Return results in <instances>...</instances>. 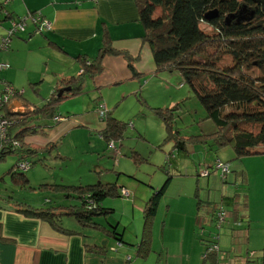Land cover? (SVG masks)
<instances>
[{"label":"rangeland","instance_id":"obj_1","mask_svg":"<svg viewBox=\"0 0 264 264\" xmlns=\"http://www.w3.org/2000/svg\"><path fill=\"white\" fill-rule=\"evenodd\" d=\"M25 15L27 16L23 13L17 18H10L5 30L6 20L1 18L0 34H4L0 40V49H5L11 37L16 34L11 40V48L6 51L10 55L8 60L12 56V62H6L8 66L9 64L26 66L34 71H43L44 74L35 72L33 75L32 72L26 77L23 72L20 73V70L14 84L11 83L18 92L12 94L7 104L12 106L13 96H18L24 102L14 106L13 113L9 114L16 118L10 126L11 131L24 123L28 125L27 123H31L36 118H39L37 121L47 132L56 128L63 120L71 123L72 127L65 134L60 135L57 143L51 147L48 145L52 143L48 140L46 142L26 138L24 140V136H21L22 140L17 148H33L19 156L15 153H7L1 158L0 178L7 169V166L4 169L7 158L13 161L16 159L17 162L22 163L21 166L19 163V168L25 171L28 184L32 187L29 188L28 185L21 187L7 178V182H4L2 178L1 188L7 187L17 199L26 202L40 201L44 196H50L52 200L57 198L60 192L51 187H39L42 183L85 185L109 182L113 184L117 188L116 193L112 192L102 199L103 205L112 207L113 210L106 216L101 213L92 214V220H97L98 227L80 223L78 226L72 214H61L59 218L61 224L63 222L66 225L75 224L82 234L90 238L94 237L99 248L107 247L106 251L110 257L101 254V264H201L203 256L209 252L210 255L216 252L217 247L214 253L209 251V247L204 251L206 240L212 239L211 235L216 233H219L221 239V241L218 239L221 264H230V261L231 264H237L235 253L230 250L233 244L229 243L226 251L221 246L231 229L230 227L227 229L225 225L231 222L229 218L222 221L218 227H215L214 219L203 226L194 223L198 198L203 212L209 210L212 200L230 209V205L222 201V188L232 193L235 185L237 210L245 213L246 222L248 221L250 226H245L244 221H236L233 226H237V229L241 228V235L244 237L249 236L247 246L253 251L250 257L254 260L260 259L263 255L261 247L264 222V152L247 154L238 159L228 144L209 147L208 144L186 138L187 150L182 152V148H177L176 138L182 135L187 137L191 134L211 132L216 126L211 119L206 118L205 109L192 95L189 87L183 82L179 85L180 76L175 70H161L155 75L141 74L139 78L131 77L103 86H96L90 78H87L81 92L61 98L57 102L55 113H59L58 115L50 117L47 114L39 115L38 112L35 114L30 107H41L51 96V89L54 87V84L49 86L53 76L50 68H46L45 60H48L51 66H54V62L48 59L51 57L49 52L47 53L49 55L45 54L43 37L40 39L41 50H30L27 40H25L26 44L18 43L15 46L13 40L17 36L23 37V31L19 29L16 33H10L8 30L13 21L21 19L23 21ZM28 20L32 23L30 17L25 18V27ZM0 63L5 61L0 60ZM43 75L45 80L41 82V92L36 94L28 81L36 80ZM68 85L70 84L62 87ZM96 100L98 104L95 103ZM100 104L106 109L103 117L110 114L124 122L119 140H116L117 136L109 139L101 137L99 132L90 130L77 118L86 112H93V109L96 112L95 108ZM175 104L178 105V109L173 110V121L179 132L166 139L162 118L153 112V107H170ZM55 116H57L56 120ZM97 116L100 117L98 114ZM110 140L114 141L115 147L109 145ZM32 143L34 146L31 145ZM186 151L187 154H184ZM198 153H205L208 164L221 159L229 161L235 168L231 170L228 167L225 172V175L228 174L227 177L222 178L218 170L212 167L210 170L214 175L206 183V177H201L205 172L203 170L205 164L202 165L201 161L196 159ZM167 155L176 156L177 164H172L171 158H167ZM40 157L42 159H38ZM190 160L197 165L191 166ZM185 163L189 164L190 168H187ZM234 171L237 173L236 184L232 179ZM197 178L200 179L199 183L196 181ZM121 186L128 190L127 194L120 193ZM195 187L198 191L197 196ZM161 188L163 189L151 223L148 249L143 250L139 245L143 229L142 206L152 192ZM73 193L72 197L65 198L71 204L81 206L77 194ZM106 221L109 222L108 226ZM108 229L116 231L110 233L111 231L107 232ZM118 235L121 236V240L118 239ZM241 245L244 252L246 244ZM228 251L230 255L225 257ZM88 253L91 254L90 251Z\"/></svg>","mask_w":264,"mask_h":264},{"label":"trees","instance_id":"obj_2","mask_svg":"<svg viewBox=\"0 0 264 264\" xmlns=\"http://www.w3.org/2000/svg\"><path fill=\"white\" fill-rule=\"evenodd\" d=\"M134 1L138 19L144 28L143 39L151 48L156 69L177 71L180 75V84L183 82L189 87L192 95L205 109L206 118L211 119L216 126L211 132L191 134L187 137L182 135L175 139V146L184 149L185 138L208 144L209 147L228 144L238 159L247 154L264 152V0ZM106 52L118 51L113 48L108 32L104 30L98 52L89 61L80 56L84 64L80 72L64 81L70 84L72 92L82 89L86 76H93L101 70V59ZM0 79L6 80L1 77ZM9 84L13 92L17 93V88ZM58 90L56 85L51 96L41 107L31 108L33 112L35 114L38 112L39 115L47 114L50 117L58 115L59 113H55V107L65 94V92L57 94ZM175 109H178L177 104L170 107H153V112L162 118L166 139L179 132L173 121ZM6 113L8 115L13 113L7 105ZM105 119L102 136L105 139L117 136L116 140H119L124 122L110 114L106 115ZM25 124L16 126L12 131L10 127L9 136L22 140L21 136H24L27 130L32 131L35 126ZM53 145L55 143L48 146ZM30 149H18L8 145L6 148H0V159L7 153L19 156ZM168 157L170 156L167 155ZM216 160L213 164H206L204 168L209 166V172L210 167H215L220 176L226 178L228 174L221 175ZM221 161L229 163L227 160ZM19 163L15 160L3 171V177L0 179L8 177L11 182L21 187L28 185L31 188L25 171L19 168ZM41 186L51 187L64 197H72L75 192L82 207L76 204H54L56 199L44 196L40 205L17 203L16 209L26 215L43 218L60 231H71L61 225L59 221L61 214H72L81 225L98 227L97 221L92 220V214L101 213L106 216L113 210L102 203L106 195L116 193L115 186L109 182L85 185L42 183L39 187ZM162 189L152 192L142 209L143 229L139 245L143 250L148 249L151 221ZM89 198L92 199L91 203L88 201ZM219 210L226 213L223 220H218ZM235 210L238 214L237 207ZM213 212L215 227L220 226L221 222L232 214L230 209L221 203L216 205ZM109 231L114 233L116 230L108 229L107 232ZM211 238L206 240L204 250L210 243L219 245V233L212 234ZM118 239L121 240V237ZM261 249L263 257L255 261L256 264H264V222ZM211 255L209 252L202 257L203 264H208L206 260Z\"/></svg>","mask_w":264,"mask_h":264},{"label":"crops","instance_id":"obj_3","mask_svg":"<svg viewBox=\"0 0 264 264\" xmlns=\"http://www.w3.org/2000/svg\"><path fill=\"white\" fill-rule=\"evenodd\" d=\"M36 10H40L42 15L51 21V29L42 32L35 30V23L31 20L32 24L28 20L26 27L22 30L24 36H17L13 41H15L16 46V44L25 43V40H27L30 50H41L42 41L40 39L41 37L44 38L42 40L45 54L49 55L47 54L49 52L51 57H48V59L54 62V66H51L49 61L45 60L46 68H50L53 76L49 84V86L54 84L53 89H51L52 92L56 85L61 88L66 84L64 81L67 78L78 74L84 65L80 56H84L89 61L98 52L102 44L104 30H107L110 43L118 52H106L101 59V70L93 76H86L83 85L87 78H90L96 86H103L127 80L131 77L139 78L141 74L155 75L161 71L156 69L151 48L143 39L144 28L138 19L134 0H0V11L2 12L0 22H2L1 18L6 20L5 30L10 18H17L22 16L23 13L29 14ZM39 33L43 34V36H40ZM3 34H0V40ZM15 36L16 34L11 37L5 49H0V60L8 63L12 62V56L8 60L10 55L6 51L11 48V40ZM20 70V73L23 72L26 77L30 76L32 72L33 75L35 72L44 74L43 71H34L26 66H10L9 64V66L7 65L6 68L0 70V77L14 84L15 77ZM164 70L167 69H162V71ZM75 71L78 72L75 73ZM43 80H45L44 75L36 80L29 79L28 82L32 85L30 86L31 88L33 87L36 94H40ZM82 90L83 87L81 90L74 92L71 89L65 90L63 98L77 94ZM97 96L99 97L100 94ZM22 103L24 102L18 96H13L11 100L12 110H14V106ZM95 103H97V100ZM96 112L93 109V112H86V114L77 118L81 120L84 126L89 127L90 130H96L103 137L101 131L106 124V115L103 117L97 113L100 116L98 117ZM38 119L36 118L31 123H27L29 125L35 124V126L32 131L25 133L24 140L25 138L40 142L48 140L50 143L56 144L59 136L65 134L72 127L70 126L71 123L63 120L56 128L47 132L43 129V125L37 121ZM31 145L34 146L33 143ZM30 148L32 149L33 147ZM185 150H187V146L182 152ZM184 154H187V151ZM170 158L172 164L176 165L177 157L171 155ZM196 159L200 160L202 165L208 164L205 153H198ZM6 161L4 169L14 163L13 160H8V158ZM185 164L187 168H190L189 164ZM190 165L195 166L197 163L190 160ZM206 167L209 169V166ZM234 168L235 166H231L230 163V169L234 170ZM213 173L209 170L208 174L201 177H206V183H208L214 175ZM6 178L8 179V177ZM7 179H4V182H7ZM232 179L236 184L237 173L235 171L232 174ZM196 181L199 183L200 179L197 178ZM197 194V187H195V195L197 196ZM221 196L222 201L230 205L232 213L231 217L226 218H229L231 222L225 225L228 227L227 229L229 227L231 229L227 232L225 243L221 246L226 251L229 247L228 244H233L230 250L235 253L237 264H254L255 261L262 259L263 255L257 260L250 257L248 253L250 249L247 246L249 236L244 237L241 235V228L237 229V226H233L241 221L245 222V226H250L249 222H246L245 213L238 210L239 213L237 214L235 210L237 202L235 185H233L232 193L224 191L222 188ZM42 201L43 198L40 201H26V203L40 205ZM24 202V200L17 199L13 193L8 191L7 187L2 189L0 185V264H101V254L110 257L106 251L107 247L99 248L94 237L90 238L88 235L82 234L81 231L77 230L75 224L66 225L63 222L61 225L71 229V231H60L43 218L19 212L16 209L17 203ZM216 202V200L210 201L209 210L203 212L200 209V199L198 198L194 213V223L203 226L212 222ZM54 204L66 205L71 204V202L60 193L57 195L56 203ZM154 215L151 223H153ZM108 223L106 221L107 226ZM76 225L80 226L79 222H76ZM118 236L119 238L121 237L120 235ZM244 243L246 245L243 252L241 244ZM218 246L220 248V243ZM88 250L91 254L88 253ZM202 254L203 252L201 256ZM229 255L228 251L225 257ZM206 261L208 264H221L219 251L212 254ZM201 264H203V258L201 259Z\"/></svg>","mask_w":264,"mask_h":264},{"label":"built area","instance_id":"obj_4","mask_svg":"<svg viewBox=\"0 0 264 264\" xmlns=\"http://www.w3.org/2000/svg\"><path fill=\"white\" fill-rule=\"evenodd\" d=\"M26 17H30L31 20L35 23L36 27L35 30H39V31H44V30H49L51 29L52 23L49 19L45 18L40 10H36L32 13L27 14V16H25L21 20H17V21H13L11 24V27L9 28V32L10 33H16L17 31H19V29L22 31L25 28V21L24 19ZM8 65V63H0V69L4 68ZM80 72V70H79ZM13 88L11 87V85L6 81V80H2L0 79V148H4L8 145L13 146L14 148H17L20 145V140L16 137V138H11L9 136V127L11 126V124L16 120V118H13L11 116H9L7 113L5 114V107L6 105L8 106V108L12 109L11 105L7 104V100L12 96L13 92ZM29 107V106H28ZM32 108V107H30ZM98 113L103 116L106 113V109L104 108L103 104H100L96 107ZM57 119V116H55V120ZM109 145L112 147H115L114 143L112 140L109 141ZM21 162H20V166H21ZM216 166L220 167L221 169V175L225 176V172L228 170V162H223L221 160H216ZM205 172L203 173V175H206L208 173V168L205 167L203 169ZM120 192L121 194H127L128 190L124 187L120 188ZM90 203L92 202V199L89 198L88 200ZM225 211L219 210L217 211V215H218V220H223L225 215ZM210 243V242H209ZM207 247H209V251H214V249L217 247L216 252L219 250V246L213 243H210ZM206 247V249H207ZM205 249V250H206ZM204 250V251H205ZM203 251V252H204ZM252 250H249L248 253L249 255L252 254ZM256 264V263H254Z\"/></svg>","mask_w":264,"mask_h":264},{"label":"water","instance_id":"obj_5","mask_svg":"<svg viewBox=\"0 0 264 264\" xmlns=\"http://www.w3.org/2000/svg\"><path fill=\"white\" fill-rule=\"evenodd\" d=\"M70 86L68 85V86H64V87H61V88H59V90H58V94H60L61 92H63V90H70Z\"/></svg>","mask_w":264,"mask_h":264}]
</instances>
